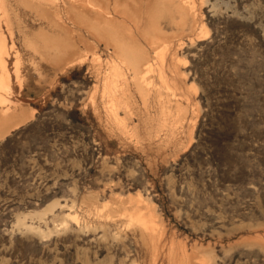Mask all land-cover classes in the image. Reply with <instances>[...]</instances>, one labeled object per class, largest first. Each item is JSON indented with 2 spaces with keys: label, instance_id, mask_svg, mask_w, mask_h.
Instances as JSON below:
<instances>
[{
  "label": "rangeland",
  "instance_id": "obj_1",
  "mask_svg": "<svg viewBox=\"0 0 264 264\" xmlns=\"http://www.w3.org/2000/svg\"><path fill=\"white\" fill-rule=\"evenodd\" d=\"M112 1L0 0V264H264V0Z\"/></svg>",
  "mask_w": 264,
  "mask_h": 264
},
{
  "label": "bare ground",
  "instance_id": "obj_2",
  "mask_svg": "<svg viewBox=\"0 0 264 264\" xmlns=\"http://www.w3.org/2000/svg\"><path fill=\"white\" fill-rule=\"evenodd\" d=\"M84 1H86L88 4H91L92 6H94V4L95 3H98L99 4V6L97 7V8H99V10H98V15L100 16V17H102L103 15H104V10H106V12H107V14L109 15V16H111L110 18H109V20H108V22H107V24H105V23H103V24H100L99 23V25L101 26V27H105V28H107V29H110V30H114V29H119V28H122L123 27V25H125L124 24V22L125 21H123V22H118L117 21V16H120L121 14H123V18H126V16H125V13L126 12H124L123 10H120V6H117L118 5V2H115L114 3V5H115V7L113 6V8H112V0H84ZM118 1V0H117ZM171 1H173V0H171ZM85 2V3H86ZM167 2V1H166ZM179 2V1H178ZM116 3H117V5H116ZM169 4H171V3H169ZM178 4V3H177ZM53 5V4H52ZM179 5V4H178ZM174 6H177L176 4H174ZM120 7V8H119ZM111 8V9H110ZM175 8H177V7H175ZM183 8V6L181 7V9ZM172 9H173V7H172ZM96 11V10H95ZM104 11V12H103ZM182 12L184 11V10H181ZM96 14H97V11H96ZM106 14V13H105ZM102 23V22H101ZM105 24V25H104ZM0 65H2L3 67H5L4 65H3V62H1L0 61ZM149 65V64H148ZM150 66V65H149ZM149 66H147V69H149ZM5 69V68H4ZM145 69V68H144ZM145 72V71H144ZM147 72V71H146ZM8 115V114H7ZM5 118V116H2V118ZM1 117H0V122H2V123H0V127H1V129H3L4 127H6V125L7 124H10V123H13L14 121H17L18 120V117L17 116H12V117H9V118H5V119H2ZM16 123V122H15Z\"/></svg>",
  "mask_w": 264,
  "mask_h": 264
}]
</instances>
